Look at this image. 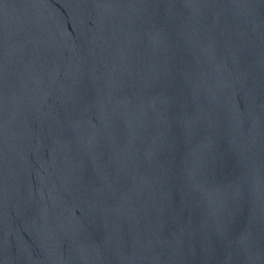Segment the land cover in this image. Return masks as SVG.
<instances>
[{
    "label": "water",
    "instance_id": "1",
    "mask_svg": "<svg viewBox=\"0 0 264 264\" xmlns=\"http://www.w3.org/2000/svg\"><path fill=\"white\" fill-rule=\"evenodd\" d=\"M0 264H264V0H0Z\"/></svg>",
    "mask_w": 264,
    "mask_h": 264
}]
</instances>
